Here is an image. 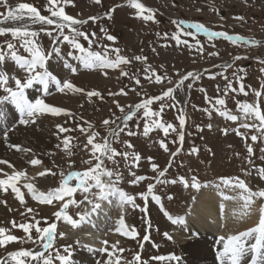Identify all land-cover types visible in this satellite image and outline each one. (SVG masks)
<instances>
[{
    "label": "rangeland",
    "instance_id": "obj_1",
    "mask_svg": "<svg viewBox=\"0 0 264 264\" xmlns=\"http://www.w3.org/2000/svg\"><path fill=\"white\" fill-rule=\"evenodd\" d=\"M22 2L32 4L44 16L50 15L45 7L47 0H8V4L12 6ZM139 2L153 10L154 20L145 21L138 15V10L131 6L129 0H101L100 5L95 4L94 0H73V4L64 7L66 14L77 19L102 17L95 22L89 20L81 29L86 33L96 34L91 37L93 42L89 43L80 38V43L86 49L102 54L105 52V46H108L109 59L115 58L112 49L119 48L120 54L131 61L121 67L130 73V77L135 74L141 80L140 85H137L130 77L123 76L120 68H85L83 63L77 59L81 53L64 42L61 47V57L50 59L47 63L48 70L62 84L71 82L84 92L66 90L61 93L56 85L51 83L47 94L44 88H39L31 101L34 103L37 99H44L48 105L63 108L71 115L45 113L40 115L34 124L21 125L20 112L14 106L15 104L10 99L0 102V106L8 104L11 107L12 105L13 112H18L14 118H11L14 121L7 124V131L0 133L5 143L2 146L7 147L5 155L0 153V160L8 162V164H0V169H3L0 172V179L7 178L5 173L11 175L16 170L24 171L27 177V179L22 177L17 181V186L24 195V204L20 202L10 187L0 193V227H4L10 231V234L17 237H25L26 234L22 229L13 228L12 221L31 223L32 217L35 216V219L39 221V227H48L55 222L57 228L53 248L61 255H67L68 264L73 259L75 260L74 257L84 249V241L80 237L84 231L80 225L73 226L63 218L58 220L54 213L62 209L63 203L68 202L72 196L65 195L64 201L54 200L51 205H48L34 199L23 185L31 182L36 190L45 194L62 189L63 182L70 173H83L91 167L84 163L92 158L91 145L87 144L89 130L98 132L99 137L94 142H101L102 138L108 136L109 129L115 127L111 123L105 126L103 124L105 119L115 120L116 124H120L122 117L129 111V105H135L147 98L160 95L169 87L175 88L180 78L188 72L199 73L201 78L194 83L191 79L185 81L182 90L177 88L174 92L175 100L165 98L150 106L152 110L159 111L161 104L174 105L165 107L160 116L152 119L171 123L179 131H183L182 145L171 142L177 140L176 133H172L171 130L168 137L164 136L162 129L155 128L149 132L148 136H144L143 128L147 118L137 120L136 117L128 122V129L120 133V142L112 144L117 151L126 150L130 155H139L141 159L132 163L131 169L136 175L146 176L149 179L133 184V177L129 171L130 165L122 157H116V164L105 161L108 169L122 173V179L117 187L135 197L134 205L119 204V207L124 209L121 211L124 213L123 218L130 228L132 237L121 235L114 239L112 238L114 236L108 233V236H105V241L108 243L104 244L107 251L96 253L94 264H110L111 260H118L119 264H128L137 254L141 259L136 264L179 263L182 249L175 236L181 224L173 223L168 219V215L173 219L182 218L188 212L197 192V189L191 186L184 187L179 181L181 176L189 179L190 184V178L195 176L201 186L215 188L231 197H238L243 190L225 185L223 183L225 179L239 178L252 191L264 189V180L257 175V170L264 167V159H261L264 155L261 151L264 149V138L252 141L251 135L261 137L260 132L240 126L242 123L259 124V121L252 118L244 119L241 104H254L264 112V96L257 98L254 94V90L264 91L262 89L264 85V0H139ZM113 7L115 11L109 19L104 13ZM5 12L6 9L0 6V13ZM237 17H243V19H237ZM178 21L201 23L210 31L239 35L249 40L255 39L260 43L258 45L241 41L233 43L224 37L209 40L204 33L196 32L195 29L191 30L192 36L180 33L181 43H177L171 39V36L173 33L180 32L175 23ZM13 23L15 22L10 21L7 27L18 26ZM31 27L33 30H39L41 26L32 25ZM45 27L54 30L55 25ZM101 29H106L107 34L116 39L107 40ZM65 33L68 34V29H65ZM5 40H11L17 44L18 54L28 56V53L20 47V42L13 39L10 34L0 36V44H3ZM183 41H187V44ZM197 41L200 43L197 44ZM38 43L45 51H48L54 41L42 32ZM201 47L202 52L198 51ZM68 53L72 54L68 55ZM210 53H218V55H210ZM137 55L147 59L132 60ZM236 57L240 59L237 60ZM228 64L233 66L225 68L224 65ZM67 65H71L76 71H70ZM149 66L156 75L166 76L171 79L172 83H168L167 79L161 83H156L154 78L149 80L147 75L153 74L152 71L145 74ZM233 73L236 75L234 76ZM4 74L18 78L24 76L16 62L7 58L0 63V75ZM225 76L233 82V87H238V84L242 82L248 95L239 91L225 94L223 91L227 82L224 79ZM189 83H193L191 89L187 86ZM10 86L14 87L11 80ZM121 89L127 95L117 94ZM88 91H98L100 97L88 98L86 96ZM3 96L5 92L0 86V97ZM218 99L226 100V110L230 114L237 115V121L233 122L219 114L220 110L225 109H221V106L216 104ZM117 103L125 108V112L120 111ZM181 115L187 119L183 128H179ZM58 126H63L69 131L61 133ZM81 127L86 129L83 134L80 131ZM225 129L227 134H225ZM128 131L135 134L130 136ZM241 133L248 139L245 140L240 135ZM64 139L68 140L67 147L63 144ZM161 139L167 143L170 151L175 152L178 148L181 149L174 159L170 160L169 153L160 146ZM125 142H130L134 147L126 148ZM9 145H19L30 151H18ZM249 146L253 148L251 154L247 151ZM33 158L39 159L41 164H30L29 161ZM149 158L152 159L149 160ZM249 158L252 160L251 164L248 162ZM152 163L158 165V170L167 168L165 176L159 177L158 172L152 170ZM9 164L12 167H9ZM169 164L172 166L168 167ZM41 172L45 174L39 175ZM249 172L251 175H247ZM76 179L72 180L76 181ZM101 179L106 180L105 177ZM157 180L168 181V183H158ZM172 180H176L177 183H171ZM39 183L42 184L39 185ZM150 183L154 185L151 193L147 190V185ZM97 191L96 188L91 189L93 193ZM141 193L147 196L146 200L140 195ZM115 194L119 195V193ZM86 195L88 199H93L91 194L83 193V189L80 188L74 199L76 203H72L65 215L79 222L80 214L89 211L92 207L85 201ZM151 196L160 197L159 200L166 212L155 203ZM169 196L172 198L169 199ZM81 201L84 202L80 203ZM76 204L79 206L77 207ZM28 207L35 209L36 212L26 213ZM118 211L115 210V213ZM22 212L26 215L21 216ZM60 233L64 235L61 236ZM36 235L33 230V238ZM145 235L149 236L148 241L143 240ZM251 241L250 245L253 243V240ZM22 248L38 249V246L32 243L10 242L0 248V258H5L8 253ZM65 248L67 252L64 251ZM53 254L51 250L46 253V255ZM157 257H164V259H156ZM262 260L264 261V257ZM53 264H61V262L54 259ZM224 264L227 263L224 262Z\"/></svg>",
    "mask_w": 264,
    "mask_h": 264
},
{
    "label": "snow or ice",
    "instance_id": "obj_2",
    "mask_svg": "<svg viewBox=\"0 0 264 264\" xmlns=\"http://www.w3.org/2000/svg\"><path fill=\"white\" fill-rule=\"evenodd\" d=\"M95 4L100 5L101 0H94ZM129 3L132 7L138 10V15L142 17L145 21H152L154 20L153 10L150 8H146L143 3H140L139 0H129ZM73 4V0H47L46 10L50 13L49 16H44L41 12L32 4L30 3H18L15 6L9 5L8 0H0V6H3L6 9L5 13H0V36H7L11 35V37L15 40L20 42V47L23 48L24 52L28 53V56L20 55L19 48L17 47L16 43H13L11 40H5L3 44H0V63H3L5 59H11L12 61L16 62L19 69L24 73L22 78H18L16 76L9 77L7 74L0 75V86L3 87L5 96L0 97V102L5 100H11L13 104H15L16 108L20 112V124L21 125H29L34 124L36 120L39 118L40 115L45 113H51L54 115H59L64 113L66 116L71 115L70 113L66 112L65 109L60 107H53L45 103L44 99H37L33 103L30 101L25 93V90L31 88L34 83H39L43 85L44 91L47 94L49 84L54 83L59 92L63 93L66 90L71 92H80L83 93L84 90L77 88L71 82H64L63 84L59 79H57L47 67V63L53 57H61L62 51L61 47L64 42L70 45L72 48L78 50L81 55L77 57L85 68H93L99 67L103 69H116L120 68L121 74L125 77H130V73L121 67V65H127L131 61L121 55V50L119 48H114L112 51L115 54L114 59L108 58L107 47L105 46V52L102 54L98 51H93L90 49H86L82 43H80V38H83L85 41L92 43L91 40L92 36H95V33H86L82 31L84 25H86L89 20L95 22L101 19L102 17L93 16L87 19H77L71 15L65 13V5ZM115 11V7L109 9L104 15L111 19L112 13ZM237 19H243V17H237ZM15 22L18 26H10L6 27L3 26L8 22ZM23 22V23H20ZM177 27L180 29V32L173 33L171 39L175 40L177 43H181V35L183 33L186 36H192L193 32L192 29H195L196 32H203L209 40H212L215 37H224V39L232 41L236 43L241 41L243 43H248L252 45H258L260 42L255 39H246L243 36L239 35H229L226 32H219V31H210L208 27H205L201 23H187L185 21H178ZM32 25H40L41 27L39 30H33ZM48 25H55L54 30H49L45 26ZM186 25V28H185ZM65 29H68V34L65 33ZM102 32L105 33L107 40L114 41L116 38L110 34H107L106 29H101ZM45 33L48 37H50L54 43L50 47L48 51H45L42 46L38 43V38L41 33ZM55 32V35H54ZM166 35V34H165ZM187 44V41H183ZM197 44L200 42L197 41ZM6 46V47H5ZM198 51L202 52L203 48H199ZM72 53H68L71 55ZM210 55H218V53H210ZM146 57L137 55L132 58L135 61H143L146 60ZM237 60L240 57H236ZM70 71L75 72L76 69L72 68L71 65H67ZM233 65L228 64L224 65L225 68L232 67ZM149 71H152V75H147ZM145 74L149 80L154 78L156 83H161L164 79H167L168 83H172L171 79L166 76L156 75L154 70L151 69L149 66L148 69L145 70ZM105 75L107 73L105 72ZM235 76L236 73H233ZM131 79L135 81L137 85L141 84V80L132 74ZM201 77L199 73L188 72L184 76L180 78L177 82L175 88L169 87L166 90L162 91L160 95L152 96L143 100L142 102H138L135 105H129V111L122 117L120 124H116L115 120H108L105 119L103 124L105 126L114 124L115 127L109 129L108 136L102 138L101 142H94L97 137H99L98 132L88 131V139L87 144L91 145L92 149V158L84 161V163L90 165L91 167L81 172H72L70 173L67 178L64 180V187L60 190H55L48 192L45 194L44 192H39L34 188V184L31 182L25 183L23 186L30 192L34 199L51 205L54 200L64 201L65 195L71 197L73 193L77 191V188H82L83 193H89L92 195L93 199H88V196H85V201L90 204L92 207L89 211L80 214V221L83 222L91 215V213L96 212L100 207L101 204L99 201H102L107 198V194L109 192L119 193L120 202L123 206L124 204H133L135 201V197L123 192L122 190L117 187L118 183L122 179V173L119 171L108 169L105 165V161H110L113 164L117 163L116 157H122L125 162H128L130 167L129 171L133 177L132 183L137 184L145 179H149L146 176H138L134 171L131 169V164L139 161L141 157L139 155L132 154L130 155L129 151H117V149L112 147L113 142H120V133L125 132L128 129V122L132 121L134 117L137 120L146 119L143 128V135L148 136L149 132L155 129H162L164 136L168 137L170 130L172 133H176L177 140H172V143H179L180 145L184 142V132L179 131L176 126L171 123H165L161 120L152 119L153 117L160 116L161 113L164 111L165 107H172L174 105H165L161 104L159 111H154L150 107L154 102H159L168 98L170 100H175L174 92L177 88H183L184 82L191 79L193 83L199 80ZM227 81L224 86V93L227 94L229 92L235 93L239 91L244 95H248L245 91V85L240 82L238 87H233V82L229 81L227 76L224 77ZM10 80L14 84L10 86ZM193 83H189L187 86L189 89L193 87ZM262 89H264V85H262ZM117 94L127 95V93L121 89ZM254 94L257 98L264 96V91H257L254 90ZM115 95V94H113ZM88 98L92 97H100V93L98 91H88L86 93ZM216 104L221 106L219 114L223 117H226L228 120L233 122L238 120V116L234 114H230L229 111L226 110V100L225 99H218L216 100ZM117 107L120 109L121 112H125V108L120 106L117 103ZM242 112L244 119L247 120L252 118L253 120L259 121V124L256 123H242L240 126L245 129H256L260 132L261 137L257 135H251L250 139L252 141H257L259 138H264V112H262L258 107L254 106V104L243 103L241 104ZM141 110H143L141 112ZM140 113V115H138ZM186 124V118L184 115L179 117V128H183ZM59 131L61 133L69 131L68 129L64 128L63 126H58ZM139 127V124H137ZM211 127V125H209ZM80 131L85 133L86 129L81 127ZM225 134H227V130L225 129ZM135 133L132 131H128V135H134ZM245 140L248 137H244V135L240 134ZM7 139V138H6ZM63 144L65 147L68 145V140L64 139ZM126 148L131 149L134 146L131 145L130 142H125ZM160 146L163 148L165 152L169 153L170 160L174 159L181 149H177V151L172 152L169 150L167 143L164 142L163 139L160 140ZM9 147L15 148L18 151L28 152L29 149L22 148L19 145H9ZM60 147V145H58ZM198 151V150H194ZM248 153H253V148L249 146L247 148ZM264 152V149L261 150ZM98 153V155H97ZM71 155V153H69ZM152 158H149L151 160ZM261 159H264V155L261 156ZM93 161L95 163L93 164ZM249 164L252 163L251 158L248 160ZM32 165H39L41 161L39 159L33 158L29 161ZM0 164H8L5 160H0ZM172 165L169 164L168 167ZM9 167H12L9 164ZM152 170L154 172H158L159 177L165 176L167 168L159 169L158 165L152 163L151 165ZM3 169H0L2 172ZM45 173L41 172L39 175L43 176ZM247 175H251V173H247ZM257 175L264 180V167H261L257 170ZM7 178L0 179V187L4 188L6 191L9 187L11 191L16 194V197L20 200L22 204L25 203L24 195L20 190V187L17 186V181L20 178H25L26 173L22 170H16L13 174L8 175L5 173ZM101 177H105L106 180H102ZM73 178L79 179L80 183L77 185V188L68 187V181L72 180ZM179 181L183 183L184 187H193L195 189H199L201 184L199 183L197 177L193 176L190 178L191 184L189 183V179H185V177L181 176ZM158 183H168V181H160L157 180ZM171 183H177L176 180H172ZM225 185H230L233 189H241L243 190L241 194L236 197L237 200H243V206L247 208L250 204L254 202V198H264V189H258L256 191H252L248 185L239 178H235L234 180L225 179L223 181ZM92 188L98 189L97 192H91ZM154 189L153 184L147 185V190L151 193ZM145 200L147 196L143 193L140 194ZM172 197L169 196V199ZM153 199L159 202V196H153ZM81 201L80 203H83ZM69 203H76L74 200H70L68 202L63 203L62 209L57 210L54 213V216L59 218L62 216L63 213H66ZM78 207L79 204H76ZM262 213H264V208L261 209ZM36 212L35 209L30 207L26 208V213H34ZM26 213L22 212L21 216L26 215ZM165 215H168L165 213ZM63 219L69 221L73 226H79V222L72 220L71 217L67 215H63ZM168 219L172 220L173 223H182L181 218L173 219L172 216L168 215ZM119 223L121 226H124L123 218L120 219ZM39 221L35 219V216L32 217V222H21L17 223L16 221H12L13 228H20L26 234L25 237H17L13 234H10V231L5 229L4 227H0V248L5 247L10 242H18V243H32L37 245L38 248L42 247L43 250H36V249H21L11 253L5 258H0V264H53V260L57 259L61 262V264H68V257L67 255H61L58 251L53 248V240L56 236V228L57 224L53 222L48 227H39ZM33 230L36 232V237L33 238L32 232ZM7 233V234H6ZM126 234H132L127 233ZM63 236V233H60ZM255 239V243H252L250 246L246 245V241L249 239ZM144 241L149 240V236L145 235L143 237ZM221 241L225 240V237H220ZM107 241H104V244L107 245ZM223 252L220 253L221 257H228L231 261V264H241V261L245 257L246 253L254 252L257 256L260 255L261 249H264V214H262L261 219L257 226L248 229L246 231L240 232L238 235H230L227 238V242L223 245ZM52 251L53 255H46L47 252ZM101 251H107V248L100 249ZM67 252V248L64 250ZM123 251V249H120ZM230 254V255H229ZM140 255L137 254L134 257L132 262H128V264H136V262L140 261ZM156 259L163 260L164 257H157ZM175 259V257H173ZM110 264H119L118 260H111ZM221 264H224V260H221ZM252 264H257L256 259H253Z\"/></svg>",
    "mask_w": 264,
    "mask_h": 264
},
{
    "label": "bare ground",
    "instance_id": "obj_3",
    "mask_svg": "<svg viewBox=\"0 0 264 264\" xmlns=\"http://www.w3.org/2000/svg\"><path fill=\"white\" fill-rule=\"evenodd\" d=\"M8 23L3 26L7 27ZM219 64L222 65V63ZM39 88L43 89V85L34 83L31 88L25 90L30 101L32 100V96L39 91ZM4 105L0 106L1 134L5 132L7 124L14 121L11 118H14L19 112H13L12 105L11 107L8 104ZM2 145H5V143L1 138L0 149L2 148V151L0 153L1 155H5L7 153V147ZM78 182L79 179H76V181L70 180L68 187L77 188ZM41 184L39 183V185ZM78 189L80 191V188H77V191L72 195V200L77 197ZM2 191L5 190L0 187V193ZM235 198L225 195V193L223 194L215 188H209L208 186H201L197 189L195 199L188 209V212L181 218L183 222L180 223V230L175 236L176 241L182 249V257L178 264H221L222 259L227 264H231L228 257L222 258L220 255L224 250L223 245L227 242V238L230 235H238L240 232L257 226L262 214H264L261 211L264 208V198L254 199V202L247 208L243 206V200H237ZM99 202L101 207L79 224L84 231L81 234L82 236H80L84 241V249L74 257L75 260L73 259L70 264H94L96 261L95 254L104 248L105 236L108 233L113 235L114 237L112 238L114 239L121 235L123 237L127 236L128 238L132 237V234H126V232L131 233L127 222L124 221V226H121L119 223L124 215L121 211L124 209L119 207L121 203L119 195L109 192L107 198ZM155 202L165 212V207L162 205V202L160 200L159 202L155 200ZM71 205L72 203H69L67 211ZM115 210H119L120 212L115 213ZM221 236L225 237L224 241L220 240ZM251 240L255 243V239L252 238L246 241V245L250 246L249 243L252 242ZM36 250L43 249L40 247ZM263 252L264 250L261 249L259 256L254 252L246 253L241 264H252L253 259L257 257V264H264L262 260L264 257Z\"/></svg>",
    "mask_w": 264,
    "mask_h": 264
}]
</instances>
